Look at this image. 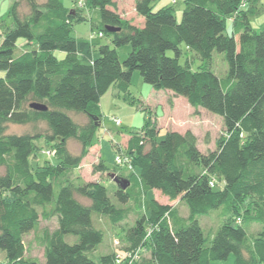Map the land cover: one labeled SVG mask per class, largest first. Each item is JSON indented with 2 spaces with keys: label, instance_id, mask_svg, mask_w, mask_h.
I'll return each mask as SVG.
<instances>
[{
  "label": "trees",
  "instance_id": "obj_1",
  "mask_svg": "<svg viewBox=\"0 0 264 264\" xmlns=\"http://www.w3.org/2000/svg\"><path fill=\"white\" fill-rule=\"evenodd\" d=\"M70 1L73 9L63 7V0H15L9 11L13 28L1 33L0 250L6 253V264H210L230 255L234 264H264L259 213L264 212V24L258 29L251 25L264 11L259 0H184L179 22L172 7L153 11L155 0H134L135 13L143 19L139 27L120 16L113 0ZM90 8L100 12L97 36L107 35L112 45L99 46L94 59L93 46L70 35L71 24L84 20L80 10ZM104 27L119 31L107 34ZM125 45L130 52L120 61L116 49ZM181 46L199 59L198 70L179 63ZM55 51L64 58H54ZM216 53L225 56L224 77L211 71ZM135 71L153 89L220 116L225 137L214 151L202 154L189 131H168L158 140L155 115L141 133H130L126 155L138 173L113 178L128 182L125 189L114 183L113 195L120 205L146 210L124 235L126 253L137 251L138 257L129 263L108 253L95 263L88 254L102 243L104 232L93 217H104L114 226L125 214L101 183L70 180L68 173L78 168L94 143L101 97L111 87L126 95ZM35 104L46 110L30 108ZM67 112L88 114L89 122L78 125ZM8 124L33 125L34 131L7 134ZM38 140L46 145L36 146ZM71 140L79 143L78 154L69 150ZM45 146L54 151L56 164L36 161L37 153L47 154ZM96 169L106 171L102 162ZM152 191L170 203L179 200L188 210L186 218L169 204L147 199ZM249 198L253 204L246 210ZM220 208V218L230 220L206 239L198 217ZM254 216L263 226L248 241L241 220ZM53 217L56 228L35 237L44 260L26 258L23 235ZM66 236L76 242L68 244Z\"/></svg>",
  "mask_w": 264,
  "mask_h": 264
},
{
  "label": "rangeland",
  "instance_id": "obj_2",
  "mask_svg": "<svg viewBox=\"0 0 264 264\" xmlns=\"http://www.w3.org/2000/svg\"><path fill=\"white\" fill-rule=\"evenodd\" d=\"M15 0H3L0 1V42L1 33H5L13 28V20L9 14L10 8ZM39 3H43L45 0H37ZM117 7V11H124L126 16H131L128 11H132V0H113ZM73 1L63 0V7L67 9H73ZM155 0L153 3V11H157L163 7H172L176 21L179 22L181 14L184 8V0ZM174 4V5H172ZM82 6V5H81ZM244 4L241 6V8ZM259 6L264 10V0H259ZM26 6H23V11H26ZM80 15L84 19L83 21L73 22L71 24V37L75 40H83L89 42L93 47L91 56L94 58L98 57V47L109 45V37L105 35L103 38L97 36L98 31L101 29L100 25V12L97 8H90L89 10H80ZM230 24V23H229ZM226 25V33L231 34L230 25ZM264 24V11L261 15L254 17L251 25L254 29H258ZM23 41H20V44ZM182 54L179 59V63L190 69L191 71L198 70L201 65L199 59L194 57L191 53H186L184 46L180 47ZM120 61L126 59L130 52V46L125 45L116 49ZM168 57H174V53L168 51ZM53 57L58 61L64 58V54L55 51L52 53ZM211 71L218 77H224L227 72V64L225 61L224 54L216 53L213 57ZM172 99L171 106L169 100ZM172 110V111H171ZM92 116L97 117L95 111ZM155 115L157 120V131L158 140H162L165 137L166 132L174 131L191 132L197 139L198 150L202 154H207L210 151L216 149V143L220 138L225 137L223 119L220 116L208 113L202 109L191 110V107L187 101L182 97H174L169 95L167 91H159L153 89L150 85L143 82L140 74L135 71L132 74L131 85L126 95L118 93L114 87H111L107 92L101 103V110L99 111L100 124L95 135L93 145L88 149L87 154L80 162L77 169L72 170L68 173L70 180L79 179L81 182H98L101 183L108 192V197L112 204L116 205L125 214V220L117 225L111 226L106 223L104 217L94 216V223L96 227L103 230L104 236L102 243L97 249L88 254L89 258L98 263L99 256L108 253H115L117 256L125 258L126 256V243L124 235L127 229L132 227L138 220L145 216V208L140 206L139 208L134 206L132 203L120 205L114 198L113 191L116 187L113 178H128L138 173L137 169L127 168L124 164H117L115 158L125 157L126 155V142L132 132L141 133L144 124L148 121L151 115ZM67 115L72 118L78 125H85L89 122V115L84 113L67 112ZM113 119L119 120L120 124L116 125ZM34 131L33 125H16L8 124L5 127L7 134H23ZM35 145L42 147L44 144L43 140H38ZM45 150H49L47 146L43 147ZM68 148L73 154H78L80 151L79 143L76 140L68 142ZM54 155H47L42 152L36 154V161L42 163L48 161V164H56L57 160L53 158ZM130 160V158H129ZM32 164V159L29 160ZM99 162H102L106 171H97L96 166ZM3 169H0V174ZM147 199H154L159 203H167L168 200L161 196L157 191H152L146 195ZM145 198V199H146ZM82 202L87 203L85 200L80 199ZM170 204V202H168ZM172 207L177 210L179 216L186 218L188 214L187 208L179 201L171 203ZM252 199L249 198L246 201V210L252 205ZM254 203V208H255ZM249 207V208H250ZM212 210L205 216L198 217V223L203 230L206 239H211L218 227L223 222H227L230 216H222L221 210ZM254 211V209H251ZM246 211L243 212V214ZM255 212V211H254ZM264 222V212H259ZM252 214H254L252 212ZM259 215V216H260ZM260 217V218H261ZM258 217H253L251 220H245L242 218L241 223L247 232V239L251 241L254 239L262 230V224L258 223ZM240 223V222H238ZM247 223V224H246ZM57 225L55 217L50 220H40L35 231H31L22 237V241L25 247V257L28 259H36L42 262L43 259V247L36 242L35 237L40 236L43 230L47 229L52 232ZM65 242L73 244L76 242V238L73 236H66ZM147 255L142 252L140 255ZM139 255V256H140ZM121 258V260H123ZM0 264H6V253L0 250ZM210 264H234V257L230 255L224 261H212Z\"/></svg>",
  "mask_w": 264,
  "mask_h": 264
},
{
  "label": "crops",
  "instance_id": "obj_3",
  "mask_svg": "<svg viewBox=\"0 0 264 264\" xmlns=\"http://www.w3.org/2000/svg\"><path fill=\"white\" fill-rule=\"evenodd\" d=\"M118 6H119V5H118ZM118 6H117V7H118ZM132 6H134V0H132ZM121 10H122V9H120V11H119L118 13L120 14V16H121L124 20L130 21L131 24H134V25L137 26V27H139V26L142 25V23H143V19L136 15L135 10H134L133 7H132V11H130V10L128 11V14L131 15L130 17H129V16H126V13H124V11H121ZM92 58L94 59V57H92ZM105 95H106V94H104V95L101 97V99H100L99 110H101L102 99L104 98ZM169 95H172V93L169 92ZM176 98H178V97H176ZM170 102L172 103V99L169 100V104H170V106H171V103H170ZM191 110H193V109L191 108ZM171 111H172V110H171ZM154 115H156V114H154ZM176 132H177V131H176ZM166 133H167V132H166ZM178 133H181V132H178ZM125 146H126V145H125ZM163 204H168V202H167V203H163ZM169 205L172 206L171 203H170Z\"/></svg>",
  "mask_w": 264,
  "mask_h": 264
},
{
  "label": "built area",
  "instance_id": "obj_4",
  "mask_svg": "<svg viewBox=\"0 0 264 264\" xmlns=\"http://www.w3.org/2000/svg\"><path fill=\"white\" fill-rule=\"evenodd\" d=\"M172 2H176V0H172ZM79 6H81V4H79ZM98 37H102V34H98ZM114 123L116 125H119L120 124V121L119 120H116V119H113ZM48 155H54V152H51V151H48L47 152ZM115 161L117 164H124L126 165L127 168H131V165H130V160L129 158L126 156V157H119L117 156L115 158ZM210 186H213V183H210ZM138 257V252L136 251L135 253H126V256L125 258H127L129 260V263H131L132 260H135L136 258ZM121 258L120 256H118V260L121 261Z\"/></svg>",
  "mask_w": 264,
  "mask_h": 264
},
{
  "label": "water",
  "instance_id": "obj_5",
  "mask_svg": "<svg viewBox=\"0 0 264 264\" xmlns=\"http://www.w3.org/2000/svg\"><path fill=\"white\" fill-rule=\"evenodd\" d=\"M104 30L106 31L107 34H114L115 32L119 31L118 28H113V27H104ZM30 108L37 110V111H45L46 108L41 106V105H31ZM114 183L121 188L125 189L126 186L128 185V182L124 179H115Z\"/></svg>",
  "mask_w": 264,
  "mask_h": 264
}]
</instances>
